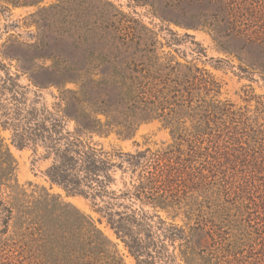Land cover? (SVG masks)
<instances>
[{
  "label": "trees",
  "instance_id": "obj_1",
  "mask_svg": "<svg viewBox=\"0 0 264 264\" xmlns=\"http://www.w3.org/2000/svg\"><path fill=\"white\" fill-rule=\"evenodd\" d=\"M138 2L162 10L152 0ZM211 3L224 6L230 25L239 24L230 2ZM170 8L187 10V5ZM239 8L238 19L248 15L249 8L242 13ZM207 25L219 30L218 23ZM258 26L253 36L235 42L263 51L264 24ZM155 63L153 72L145 71L141 79L130 76L124 85V122L87 107L85 87L61 92L60 104L48 109L38 93L29 100L19 76L5 69L0 78V264H14L10 255L36 264H124L92 217L43 187L29 183L28 190L19 184L11 146L33 153L42 148L50 161L49 181L90 199L135 264H264V198L256 201L264 196L263 111L252 116L210 96L218 94L219 85L206 70L177 62L166 63L164 72ZM6 94L9 104L2 100ZM137 117L162 120L171 144L123 153L106 150L89 136L104 130L128 136ZM65 118L75 123L73 131L66 129ZM3 131L10 132L9 143ZM169 211V218L160 214ZM179 213L181 225L175 223Z\"/></svg>",
  "mask_w": 264,
  "mask_h": 264
},
{
  "label": "rangeland",
  "instance_id": "obj_2",
  "mask_svg": "<svg viewBox=\"0 0 264 264\" xmlns=\"http://www.w3.org/2000/svg\"><path fill=\"white\" fill-rule=\"evenodd\" d=\"M152 1L162 10L155 11L138 0H0V78L5 69L18 75L19 85L28 89L26 97L32 100L33 93H38L48 109L60 104L61 92L85 87L87 107L124 122L123 87L129 77L141 79L145 71L153 72L154 62L164 72L166 63L178 62L206 70L213 77L219 89L210 96L216 95L235 109H247L252 116L257 111L264 113V50L235 42L260 30L264 9L255 17L252 11L264 7V0H225L233 7L236 25L227 22L224 6L212 0ZM176 4L187 5V10L170 8ZM238 7L241 13L249 8L248 15L238 19ZM207 23H218L219 30L213 31ZM9 97L2 98L4 103L9 104ZM67 110L74 116L73 109ZM99 118L105 119L103 115ZM133 122L128 136L106 130L89 136L94 144L123 153L155 151L171 144L170 130L162 120L137 117ZM65 124L68 131L74 130L73 121L65 118ZM2 136L9 143L10 132L3 131ZM10 148L20 185L28 190L29 183L43 187L79 208L116 245L123 263L135 264L90 199L67 194L49 181L45 172L50 161L43 158L42 148L36 153L31 148ZM119 176V172L114 176L117 185ZM260 198L264 196L256 201ZM160 214L163 218L172 215L170 211ZM183 222L179 213L175 223ZM10 257L14 264H36L28 257H19V261Z\"/></svg>",
  "mask_w": 264,
  "mask_h": 264
}]
</instances>
